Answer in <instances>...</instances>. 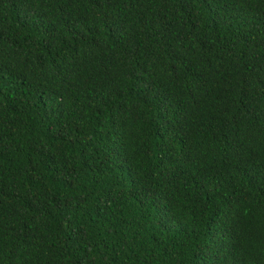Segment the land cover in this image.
<instances>
[{
  "label": "trees",
  "instance_id": "1",
  "mask_svg": "<svg viewBox=\"0 0 264 264\" xmlns=\"http://www.w3.org/2000/svg\"><path fill=\"white\" fill-rule=\"evenodd\" d=\"M0 264H264V0H0Z\"/></svg>",
  "mask_w": 264,
  "mask_h": 264
}]
</instances>
